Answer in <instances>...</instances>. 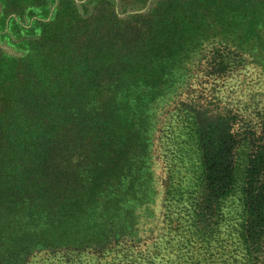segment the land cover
<instances>
[{
	"label": "trees",
	"instance_id": "16d2710c",
	"mask_svg": "<svg viewBox=\"0 0 264 264\" xmlns=\"http://www.w3.org/2000/svg\"><path fill=\"white\" fill-rule=\"evenodd\" d=\"M80 1L63 0L39 20L28 52L0 49V264H24L35 249L96 247L123 237L126 225L135 238L120 214L144 197L153 155L131 104L161 95L165 72L191 64L220 77L238 53L233 45L244 53L250 36L264 44V0ZM187 124L201 162L196 226L214 229L240 181L238 233L246 264H259L264 112L193 105ZM95 208L103 210L97 227L82 218Z\"/></svg>",
	"mask_w": 264,
	"mask_h": 264
},
{
	"label": "rangeland",
	"instance_id": "374dc122",
	"mask_svg": "<svg viewBox=\"0 0 264 264\" xmlns=\"http://www.w3.org/2000/svg\"><path fill=\"white\" fill-rule=\"evenodd\" d=\"M62 1L0 0V49L15 56L28 52L42 32L39 20H49L58 6H63ZM256 39L250 36L244 53L239 44L233 45L238 53L232 55V66L219 78L207 76L206 69L198 74L201 66L188 64L173 70L172 75L163 73L164 91L153 95L152 102L140 108L131 104L142 135L148 139L147 151L153 155L144 197L140 195V202L129 201L120 214L138 229L135 238L128 237L126 225L120 239L108 238L96 247L71 246V250L35 249L24 264H246V250L238 233L244 217L240 181L223 200L214 229L206 232L196 226L191 196L200 186L201 162L187 124V110L206 105L213 113L229 109L246 114L264 112V44L256 45ZM187 69L196 74L192 76ZM102 213L95 208L82 218L97 227ZM259 264H264V252Z\"/></svg>",
	"mask_w": 264,
	"mask_h": 264
}]
</instances>
